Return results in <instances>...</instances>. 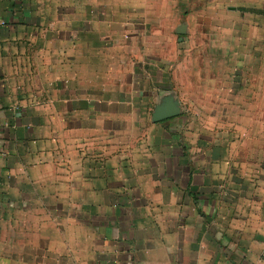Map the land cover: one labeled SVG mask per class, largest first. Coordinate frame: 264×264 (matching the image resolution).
I'll return each instance as SVG.
<instances>
[{"label": "crops", "instance_id": "crops-1", "mask_svg": "<svg viewBox=\"0 0 264 264\" xmlns=\"http://www.w3.org/2000/svg\"><path fill=\"white\" fill-rule=\"evenodd\" d=\"M170 2L0 0V264H264V17L186 106Z\"/></svg>", "mask_w": 264, "mask_h": 264}, {"label": "rangeland", "instance_id": "rangeland-1", "mask_svg": "<svg viewBox=\"0 0 264 264\" xmlns=\"http://www.w3.org/2000/svg\"><path fill=\"white\" fill-rule=\"evenodd\" d=\"M212 3L211 0H185L183 5H180V0H172V2H170V4L175 5V10L171 11L169 14L170 16L175 15L176 25L185 22L188 26L185 34V41L178 45L171 43V45L174 46L175 52L176 49L179 48L180 55L178 60H171V63L175 62V67L170 69L171 73L179 74L180 88L184 87L188 89L184 92L181 90L182 100L186 106L189 104L188 100L195 99L199 92L203 93H201V96L203 95L207 98L209 89L214 80L215 76L209 74L208 69V64L211 61L207 59L210 52V43L214 41L218 42V39H212V37H216L212 32L220 31L219 34H222V37L230 36L234 38L235 36L242 35V29L244 30L243 22H246V19L251 23L255 21L257 17H264V0H229L228 4L236 5L237 7L235 10L239 9L236 13L229 12V10L225 11L224 7L221 11L218 9L213 11ZM246 8H249V10L246 11ZM241 11L242 15L247 18L238 16V13ZM226 22H230L228 24L231 26L228 27L227 32L225 28H218V25H223ZM171 29H173V26L169 29V37L174 39L177 38L173 33L174 29L170 31ZM176 35L179 36V34ZM223 46L225 47V45ZM232 46L236 48L235 52L238 54H244L243 52H246V48L244 47L246 46L245 44L236 43ZM254 47H256L255 44ZM237 64L236 67L239 69V60ZM234 75L233 82L240 84L241 78L239 70L235 71ZM200 98L202 97H197V99ZM192 110L193 109L190 107L187 111L189 114H192Z\"/></svg>", "mask_w": 264, "mask_h": 264}, {"label": "water", "instance_id": "water-1", "mask_svg": "<svg viewBox=\"0 0 264 264\" xmlns=\"http://www.w3.org/2000/svg\"><path fill=\"white\" fill-rule=\"evenodd\" d=\"M184 30H185V27L182 25L177 28L176 33L179 35H183V33L185 32Z\"/></svg>", "mask_w": 264, "mask_h": 264}]
</instances>
